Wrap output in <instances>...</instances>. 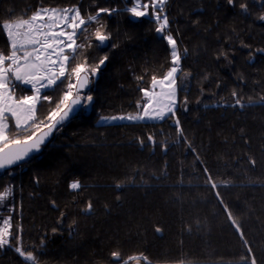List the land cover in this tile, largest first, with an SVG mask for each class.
Returning <instances> with one entry per match:
<instances>
[{
	"label": "trees",
	"instance_id": "16d2710c",
	"mask_svg": "<svg viewBox=\"0 0 264 264\" xmlns=\"http://www.w3.org/2000/svg\"><path fill=\"white\" fill-rule=\"evenodd\" d=\"M133 1L0 0V27L39 7L79 8L86 21L100 7L115 9L101 22L111 33L106 44L117 45L95 47L98 25L83 26L87 30L77 43L93 46L78 49L82 54L75 61L70 57L69 67L85 58L94 66L109 56L84 92L94 102L56 129L37 155L0 173V192L10 193L0 204V223L13 217L16 245L40 254L38 264H117L112 251L123 259L144 254L150 264H248L241 260L247 248L215 197L220 191L257 264H264V6L261 0H236L235 7L227 0H167L165 31L177 39L182 57L177 84L187 79L186 89L178 91V100L188 99L187 111L181 106L178 112L181 136L171 120L101 122L136 115L140 88H150L151 77L171 66L170 48L156 23L131 17ZM229 49L232 63L217 59ZM0 51H9L3 32ZM63 90L48 91L53 104H38V118ZM234 90L244 107L235 106ZM29 93L19 86L16 95ZM76 180L82 187L70 190ZM0 264L26 262L8 247L0 251Z\"/></svg>",
	"mask_w": 264,
	"mask_h": 264
},
{
	"label": "snow or ice",
	"instance_id": "6c2138e0",
	"mask_svg": "<svg viewBox=\"0 0 264 264\" xmlns=\"http://www.w3.org/2000/svg\"><path fill=\"white\" fill-rule=\"evenodd\" d=\"M166 2L167 0H149L141 5L137 0L136 6L131 7L129 11L134 19L150 17L156 23V33L161 35L170 48L171 66L160 77L156 75L151 77L150 88H140L143 93V105L137 104V109H139L137 115L113 116L112 120L127 119L144 122L171 120L182 136L183 130L178 112L181 106H184V110L187 111L188 99L185 95L183 99L178 100V91H183L182 88L178 90L177 87V73L181 71L182 57L177 51V39L170 32L165 31L169 26L167 15H162ZM227 3L230 7L236 6V0H227ZM261 5L264 6V0H261ZM239 7L247 12V4L241 3ZM149 8L152 9L151 13L148 11ZM114 11L115 9L100 7L94 15H89L86 21L79 8L59 10L39 7L30 17L22 19L9 17L8 22L0 27V32L6 31L11 44L10 51H0V171L6 172L11 166L23 162L31 153L39 152L45 139L68 120L70 114L76 113L78 108L86 109L94 102L92 94L84 93L81 96L80 93L89 84L90 76L93 80L98 78L100 69L109 59L108 54L105 53L94 66L87 65V58H85V63H75L74 67H69V60L71 57L75 61L76 56L82 54L78 52V49L93 46L90 43L88 45L77 43L79 37L87 30L83 27L87 22H95L98 25L93 33L95 41L98 42L95 47H117L115 44L110 46L106 44L111 39V33L106 31L107 25L101 22L103 15L111 16ZM260 20L264 22V15L260 17ZM245 47L249 46L245 45ZM231 51V49L221 51L217 59L223 57L228 63H232L229 56ZM184 75L187 76L188 73ZM73 77L75 82H73ZM137 79L143 80L144 77L140 76ZM19 85L30 86V94L16 95ZM219 86L217 84V87ZM57 87L66 88V90L62 91L58 102L49 109L47 115L42 119L38 118L37 105L42 101H47L52 105L53 96L49 95L48 91ZM21 91L23 92L22 89ZM232 95L235 98V106H245L241 105L243 97L239 96L235 90ZM147 139L150 143H154L153 135L149 134ZM140 143L143 147L142 140ZM203 171L211 189L216 190L219 186L213 182L210 170L205 167ZM81 187V182L78 180L69 184L70 190H78ZM116 187L119 188L120 185ZM9 194V191L5 189L4 193L0 194V201H4ZM215 197L231 226L247 248L248 255L242 256L241 260L248 264H257L256 258L252 255V248L248 245L242 227L237 223L230 206L224 201L220 191L215 192ZM53 206L55 207V202ZM86 207L91 210L92 204L89 202ZM12 220L13 217L9 215L8 218L3 219L2 226H0V251L11 247L26 264L28 262L38 264L40 254L34 255L33 251L24 250L16 245L15 241L18 236L12 230ZM57 231L59 229H52L53 233ZM155 231L160 233L161 229L156 227ZM70 234H72V229H70ZM44 241L45 238H42L41 245ZM111 257L117 264H130V261L140 264L141 260L144 264H150L148 256L144 254L123 259L120 251H112Z\"/></svg>",
	"mask_w": 264,
	"mask_h": 264
},
{
	"label": "rangeland",
	"instance_id": "374dc122",
	"mask_svg": "<svg viewBox=\"0 0 264 264\" xmlns=\"http://www.w3.org/2000/svg\"><path fill=\"white\" fill-rule=\"evenodd\" d=\"M127 2L128 1H131V0H126ZM134 3H133V6H131V7H134V6H136V2H137V0H134L133 1ZM139 2L141 3V5H142V2L139 0ZM144 2H147V0H145ZM143 2V3H144ZM130 7V8H131ZM129 8V9H130ZM129 9H128V11H129ZM129 13H130V11H129ZM130 15H131V13H130ZM4 24V23H3ZM4 33V35H5V38H6V40H7V45H8V49H9V51L11 50V44H10V40L8 39V37H7V34H6V31H4L3 32ZM73 82H75V78L73 77ZM13 83H16V84H19V82H15V81H13ZM179 84H177V87L179 88V89H186V87H187V79L185 80V78H181L180 80H179V82H178ZM20 87H23V88H26V89H29V91H30V86H25V85H19ZM65 90H66V88H65ZM157 91H159V89H157ZM30 94V93H29ZM205 98H207L205 95H201V99L200 100H203V99H205ZM141 104V106L143 105V101H142V103H140ZM198 104V103H197ZM182 108H184V106H182ZM138 111H139V109H138ZM137 115V114H136ZM135 116V115H134ZM125 117H127V116H125ZM103 121H105V122H107V123H110V122H131V121H129V120H127V119H125V120H119V119H117V120H112V118L111 119H103ZM134 122V121H133ZM136 122V121H135ZM153 122V121H152ZM11 126V125H10ZM4 193V191L3 192H0V194H3ZM8 197V196H7ZM7 197H5V200L7 199ZM4 200V201H5ZM4 201H0V204L1 203H3ZM7 217H5L4 219H6ZM2 221H3V219H2ZM0 226H2V222L0 223ZM133 264H135V261L133 262ZM140 264H144V261L143 260H141L140 261Z\"/></svg>",
	"mask_w": 264,
	"mask_h": 264
},
{
	"label": "water",
	"instance_id": "95a60500",
	"mask_svg": "<svg viewBox=\"0 0 264 264\" xmlns=\"http://www.w3.org/2000/svg\"><path fill=\"white\" fill-rule=\"evenodd\" d=\"M89 83H90V82H89ZM88 87H89V84H88L84 89L81 90V93H80V94H83L84 92H86L87 89H88ZM74 91H75V90H74ZM79 110H80V109L78 108V110H77L76 113H74V114H70L69 119L66 120L62 125H64V124H65L66 122H68L71 118H73V117L78 113ZM62 125H61V126H62ZM59 127H60V126H59ZM59 127H58V128H59ZM54 132H55V130L53 131V133H54ZM53 133L45 139L44 144H42V145L40 146L41 148H42L43 146H45V145L49 142V140L51 139ZM38 153H39V152H33V153L30 154V156H29L28 158H30L31 156L37 155ZM28 158H26V159H28ZM26 159H25V160H26ZM25 160H24V161H25ZM24 161H23V162H24ZM20 163H22V162H18L16 165L11 166V168H13V167L19 165ZM11 168H10V169H11ZM2 172H4V171H0V173H2Z\"/></svg>",
	"mask_w": 264,
	"mask_h": 264
}]
</instances>
